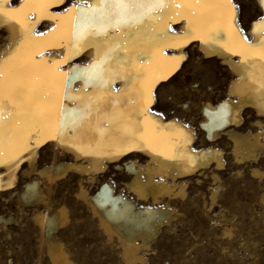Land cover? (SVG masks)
Listing matches in <instances>:
<instances>
[{"label": "bare ground", "instance_id": "obj_1", "mask_svg": "<svg viewBox=\"0 0 264 264\" xmlns=\"http://www.w3.org/2000/svg\"><path fill=\"white\" fill-rule=\"evenodd\" d=\"M256 2L263 15L245 31L232 0H0V191L16 186L24 164L49 188L71 173L125 264H147L142 251L172 218L160 204L184 196L185 179L224 168L219 139L237 163L264 157V0ZM196 43L231 76L225 97L202 106L199 142L191 123L152 111L156 88ZM46 143L71 161L37 168ZM109 166L125 171L133 200L110 180L87 193L83 179ZM39 183L24 185L25 202L44 200ZM138 200L156 206L139 208ZM33 218L47 232L53 264H75L53 239L67 207Z\"/></svg>", "mask_w": 264, "mask_h": 264}, {"label": "rangeland", "instance_id": "obj_2", "mask_svg": "<svg viewBox=\"0 0 264 264\" xmlns=\"http://www.w3.org/2000/svg\"><path fill=\"white\" fill-rule=\"evenodd\" d=\"M232 1L245 31L263 15L256 0ZM44 27L45 23L40 30ZM5 43L6 32L0 30V48ZM186 53L187 61L156 88L152 111L165 119L174 117L191 123L199 142L203 132L199 126L203 119L202 106L207 99L215 102L225 97L231 76L219 63L203 59L197 43L189 46ZM218 141L216 144L224 153L222 171L205 170V174L185 179V195L172 196L166 199L169 202L160 204L172 209V220L150 239L148 249L142 251L147 264H264V157L256 162L237 163L229 141L225 137ZM56 151L51 143L43 145L36 167L71 161L68 155ZM28 169L24 164L16 186L0 191V219L8 220L6 223L0 220V264H53L47 251V232L33 217L37 211L49 215L60 206L67 207L68 221L54 233L53 239L62 243L75 264H125L117 238H108L90 206L78 196L77 177L68 173L49 188L44 179L25 173ZM252 169L260 173L255 175ZM119 172L112 166L95 175L92 182L84 178L83 187L92 195L103 181L110 180L116 194L133 200L125 188L126 173ZM32 179L40 182L42 202L23 200L24 185ZM213 193L217 197L213 198ZM135 204L156 206L139 200Z\"/></svg>", "mask_w": 264, "mask_h": 264}]
</instances>
